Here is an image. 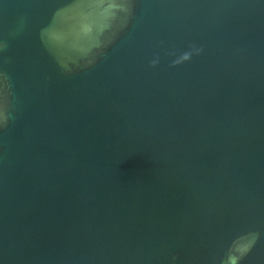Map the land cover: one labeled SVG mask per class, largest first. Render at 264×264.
<instances>
[{"label": "water", "instance_id": "95a60500", "mask_svg": "<svg viewBox=\"0 0 264 264\" xmlns=\"http://www.w3.org/2000/svg\"><path fill=\"white\" fill-rule=\"evenodd\" d=\"M0 264H264V0H0Z\"/></svg>", "mask_w": 264, "mask_h": 264}]
</instances>
